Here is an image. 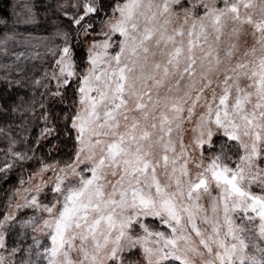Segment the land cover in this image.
<instances>
[{
    "label": "snow or ice",
    "instance_id": "snow-or-ice-1",
    "mask_svg": "<svg viewBox=\"0 0 264 264\" xmlns=\"http://www.w3.org/2000/svg\"><path fill=\"white\" fill-rule=\"evenodd\" d=\"M57 12L62 44L34 81L45 91L2 109L21 113V132L0 128V173L36 166L0 218V249L15 255L7 236L31 229L46 264H264V0H64ZM29 114L43 122L31 140ZM53 136L67 158H37L43 142L61 151Z\"/></svg>",
    "mask_w": 264,
    "mask_h": 264
},
{
    "label": "trees",
    "instance_id": "trees-1",
    "mask_svg": "<svg viewBox=\"0 0 264 264\" xmlns=\"http://www.w3.org/2000/svg\"><path fill=\"white\" fill-rule=\"evenodd\" d=\"M22 5L25 6L26 3L22 4L20 0H0V41H2L4 37L8 36V29H13L14 26L22 23H17L18 20H23V18H20L22 16V12L18 9ZM31 6L32 10L34 11L32 14L34 20L31 22H35L36 25H38V31L36 33L42 36H52V34L60 26L57 20L58 15L56 14L52 4V7H49L46 6L44 2L37 1ZM24 51V48H7L2 47L0 44V128L4 129L9 135L17 139L19 138L16 137V133L21 132V128L18 126L21 123V113L17 112L15 115H13L10 111L4 112L2 109L4 107L10 108L12 103L17 101L19 97H24L25 99L31 98L33 92L36 93V99L39 100L41 98L39 93L44 92L45 89L43 87H36L34 85V81L36 79H42L44 77V73L49 71V65L47 63L46 57L29 62V60H17L12 56ZM5 77H7L8 80H13L11 87L8 86ZM16 80H19L23 86L15 83ZM64 109L65 106L62 104L54 105V112ZM37 110L39 111V108H37ZM35 122L36 121H31L29 114V123L24 134L30 140L34 139V137L39 134V129ZM2 138L7 141L4 136H2ZM50 141L53 143H61V151L57 152L53 150L51 153H49L48 143H46L43 145L42 152L36 153V157L39 158L41 155H43L48 158L47 162L50 163H54L56 159H66L67 157L64 155V153L69 151L71 143L64 140L63 136H61L60 141H57L55 137H52ZM64 144H67L68 146L65 147ZM16 147L18 149H22L23 144L18 143ZM29 155H32V153H29ZM5 158L4 150H1L0 148V166H2ZM35 166L36 164L33 161H27L25 162L23 168L17 164L11 171L7 173V175H5V173H0V218H2L3 213L7 212L10 198L12 199L15 190L19 187L21 178L27 181L28 176L32 174ZM40 198L42 201H45L43 194H41ZM16 231H21L19 229V225H17ZM17 241L21 251L16 253L13 264H24V262L28 260L35 261V248L32 247V250L29 252V246L33 245L30 241V237L28 235L26 238L23 236L17 237L15 234H9L7 236V244L9 249L14 246ZM40 248H43V246ZM36 264L43 263L38 260Z\"/></svg>",
    "mask_w": 264,
    "mask_h": 264
},
{
    "label": "rangeland",
    "instance_id": "rangeland-1",
    "mask_svg": "<svg viewBox=\"0 0 264 264\" xmlns=\"http://www.w3.org/2000/svg\"><path fill=\"white\" fill-rule=\"evenodd\" d=\"M21 3H26V5H22L19 9V11L22 12V16L20 18H25L26 13L28 12V10H31V14L34 13V11L32 10V4H34V2L36 3L37 1H42L45 3L46 6H49L52 4L53 8L55 9L56 14L59 16L60 13L57 12V4L60 2H64V0H20ZM105 2H109V0H105ZM219 2L222 3V0H219ZM51 6V7H52ZM52 9V8H51ZM14 26V25H12ZM38 25H36L35 22H29L27 24L25 23H20L17 26H14L13 29H8L9 33H8V39L5 40V37L3 38L2 41H0V44L2 47H7V48H24L25 51L22 52L23 55L20 56V59L24 60V61H28L29 62H33L32 60H36V59H42L44 57H46L47 63L49 65V71L48 74H51L53 65H54V57L53 55L49 52V48L55 49L58 45L62 44V40L59 39L58 37L55 36V31L52 36H42L37 34L36 32L38 31ZM250 33V29H247L246 26V34H243L240 38L239 44L241 46V50H243L244 47L250 46L252 44V36L249 34ZM77 51H83V48H79L77 49ZM17 54L12 55L13 57H17ZM11 56V57H12ZM79 59V58H77ZM45 74V73H44ZM43 83L47 84L48 81L47 80H43ZM53 88L55 87V82H52L51 85ZM45 89V88H44ZM69 95H71V89L69 90ZM36 126L39 129L40 132V128L43 126V122L41 121H36L35 122ZM190 136V133H187L185 135V143L188 142V137ZM54 137V136H53ZM52 137L49 138V140ZM47 142H43V145H45ZM8 147L7 141H5L2 136L0 135V148L1 150H5ZM31 175V174H30ZM27 186V185H24ZM22 185L20 184L18 188H21ZM253 190L256 192H259L260 189L253 186ZM213 195H215V189L213 188ZM14 196L12 197V201L15 202V193L13 194ZM44 197V196H43ZM51 198V193L49 192L48 194V199ZM41 199V198H40ZM45 199V198H44ZM42 201V200H41ZM20 203H23V200L21 199L19 201ZM43 202H47V200H43ZM209 202V197L207 195H205L203 197L202 203L207 206ZM9 204V203H8ZM7 211H9V208L7 207ZM36 215V216H40V213H34L32 209H21L20 211H18L16 213V215L18 217H23L24 219H27L29 217H31L32 215ZM27 235L30 237V241L33 244V240H32V236L33 233L31 231V229L27 230ZM37 236V238L41 241V247L48 244V241L46 239L45 236H43L42 234H35ZM32 247L35 248V245L33 244ZM41 253L43 252V248H40ZM0 255H3L4 258L9 261V264H13L16 254L15 255H9L7 251H5L4 249H0ZM73 258H75V254L73 253ZM34 260L36 262H38V260L41 261V263L46 264V261L43 260L42 256L38 259L37 256H34Z\"/></svg>",
    "mask_w": 264,
    "mask_h": 264
}]
</instances>
